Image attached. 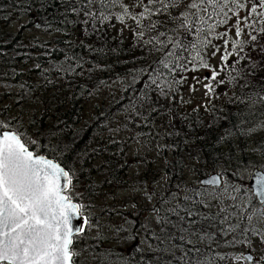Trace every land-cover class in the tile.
Instances as JSON below:
<instances>
[{
	"label": "snow or ice",
	"instance_id": "obj_1",
	"mask_svg": "<svg viewBox=\"0 0 264 264\" xmlns=\"http://www.w3.org/2000/svg\"><path fill=\"white\" fill-rule=\"evenodd\" d=\"M69 4L71 12L82 16V30L90 25L93 32L102 31L96 23L113 19L111 10L119 5L115 19L126 26L132 21L143 55L154 57L139 70L143 79L137 102L123 109L125 121L133 125L171 113L177 101L186 103L180 95L186 83L191 92L202 85L206 110L214 109L220 96L227 97L220 88L248 87L251 78L264 90V76L256 79L264 72V0H65ZM257 50L259 62L250 54ZM217 54V64H210ZM74 70L72 65L56 69ZM201 70L209 74L201 78ZM136 83L133 74L129 87ZM29 144L39 147L22 129L8 130L0 121V264H85L88 259L100 264H264V171L251 177L258 204L249 201L245 207L232 195L237 189L224 182L223 173L198 186L177 185L150 208L154 215L147 224L124 217L112 229L110 242L130 248L96 253L94 246L79 247L87 239L85 225L89 230L99 227V217L93 225L91 214H84L91 204H84L75 191V170L30 150ZM153 195L146 193L145 201ZM105 211L123 216L114 207ZM221 247L232 251L216 250Z\"/></svg>",
	"mask_w": 264,
	"mask_h": 264
},
{
	"label": "trees",
	"instance_id": "obj_2",
	"mask_svg": "<svg viewBox=\"0 0 264 264\" xmlns=\"http://www.w3.org/2000/svg\"><path fill=\"white\" fill-rule=\"evenodd\" d=\"M123 2L128 3V0ZM70 7V4L65 6V0H27V3H23V0L20 3H17V0H0V25L3 26L0 34L8 37L0 43V79L25 92L14 105L15 109L21 108L20 117L11 119L10 113L13 109L7 112L2 106L0 121L8 125V130L22 129L29 141H37L39 147L28 145L32 150L34 148L36 153L56 160L66 169H74L76 178L73 185L75 191L76 187L81 189L84 203L87 200L85 194L98 182L97 175L102 169L99 179L105 175V179L113 187L128 183L125 146L116 141L114 145L111 142L107 147L104 146L105 142L96 144V141L98 135L109 132L114 116L120 112L125 113L123 109L137 102L139 91L142 90L140 81L143 79L139 70L147 67L144 61L151 62L154 57L143 55L133 32L126 36L121 34L120 22L115 19L119 5L111 10L113 19L96 23V27L102 29L99 32H93L90 25L86 31L82 30V16L71 12ZM14 10L16 12H13ZM20 13L29 17L30 23L22 24L17 33L7 34L5 29L13 23L14 15H21ZM31 23L34 26L40 25L39 28L43 32H58L59 36L52 42L26 38ZM250 54L258 60V50ZM78 64L80 66H77ZM67 65H72L75 70L56 71L57 68ZM133 74L137 77V83L129 87ZM185 75L188 79L189 74ZM260 76H264V72H259L256 79ZM249 79L251 84L248 87L222 88L221 92L226 91L227 97L223 96L219 103H215V109L206 110L207 120L188 119V113L179 115L181 110L173 107L171 119L175 122L173 129L170 127L172 133H166L168 148H178L180 145L191 143L186 139L182 140V136H187L183 133L192 130L195 123L205 129V132H200L197 137L202 138V144H197L199 140L192 135L194 150L200 154L197 159L204 161L208 165L207 168L227 165L223 146H228L227 155L234 157V138H239L242 143L246 138L242 133L256 129L264 122V90L256 84V80ZM119 80L122 82L120 92L114 91L112 99L107 103L109 94L102 95L104 88ZM58 82L62 84L57 85ZM59 88L62 90H58ZM62 93L64 97L59 96ZM249 96L256 98L255 102L249 99ZM92 97H95L96 101L91 117L86 112V106ZM97 100L103 101L100 103ZM32 103H36L37 107L29 117L24 116L23 106ZM156 121L158 116L154 115L151 123L138 125L136 132L156 139V134L151 129ZM173 131L178 135H174ZM113 147L115 150H112ZM188 149L193 152L190 147ZM96 159L102 160L103 163L96 166ZM181 159L182 156L179 160ZM167 171L175 176L171 166H168ZM238 186L242 190L240 201H243L248 189L241 184ZM249 196L245 207H250L247 203L249 201L252 204L259 203L252 194ZM87 231L85 229V236ZM99 241L87 237L79 242V247L83 248L85 244L94 246ZM74 247L77 245L74 244ZM94 247L96 253L103 251L102 246ZM130 247L131 245H122L107 251L115 252ZM216 250L222 253L232 251L224 247ZM89 253L91 247L84 255Z\"/></svg>",
	"mask_w": 264,
	"mask_h": 264
},
{
	"label": "rangeland",
	"instance_id": "obj_3",
	"mask_svg": "<svg viewBox=\"0 0 264 264\" xmlns=\"http://www.w3.org/2000/svg\"><path fill=\"white\" fill-rule=\"evenodd\" d=\"M13 12H16V10ZM28 23H30L29 17L19 14L14 15L13 23L8 25L9 27H7L5 31L7 34L17 33L22 24L27 25ZM1 26L2 25H0V30L2 29ZM134 27L135 25L132 24V21L130 20L128 21V26L120 23V28L123 29L121 34H123V36L128 35V33L133 32ZM27 32L26 38H31L33 40L38 39L43 42H52L57 36H59L58 32H43L39 27L34 26L33 23H31V27L28 28ZM6 36L7 35L0 34V43L8 38ZM34 36H37L38 38H34ZM218 60L219 54H217L216 57L211 58L209 63L216 65ZM207 74L209 73L204 70L197 73L201 78L207 76ZM221 74L223 75V73ZM1 77L2 74L0 72V78ZM188 79V82H192L191 74L188 75ZM51 83L53 82L51 81ZM61 84V82L57 83V85ZM121 86L122 82L119 80L104 88L102 95L109 94L107 103L112 99V93L114 91L120 92L119 89ZM58 90H62V88H59ZM221 90L222 88L218 91L221 92ZM203 93L204 89L202 85H197V90L191 92L188 89V84H186L181 88L180 95H182L184 101L187 102L177 101L172 108L180 109L181 111H179V115L184 114V112L188 113V119L196 118L194 120H207V111L205 107H202V105L207 103ZM24 94L25 92L22 89L12 86L9 82L0 79V108L3 106V109H7V112H10L13 109L12 113H10L11 119H18L20 117L21 108L18 107V109H15L14 105L19 98L24 96ZM59 96L64 97V93ZM222 97L223 96H220L213 103H219L222 100ZM51 98L53 99L54 97L51 95ZM95 101V97L90 98L86 106V112L91 117L95 110ZM97 101L102 103L103 100ZM36 105V103L26 104L23 106L22 114L29 117L32 110L37 107ZM208 109H211V107ZM0 112L3 111L1 110ZM171 116H173L172 111L171 113L165 112L158 116V121H156L151 128L156 134V139L138 134L136 131L139 124L133 125L131 122L125 121V113L123 112L114 116L111 121L109 132L98 135L99 138L97 139L96 144L105 142L104 146L109 147L111 142L114 145L117 141L125 146V161L127 162L126 170L128 180V183L121 187H113L112 184L105 179V175L99 179V174L103 171L102 169L97 175L98 182L88 194H85L88 201L85 200L84 203H90L91 207L86 209L84 214H91V223L93 225L96 224V218L99 217V227L94 226L89 230L85 225V229L88 230L86 236L93 239L99 234L102 238L96 239L100 241L95 243L94 246H102L103 251L118 247L120 248L122 245L129 246L127 244L111 243L110 241L114 239L112 229H114L115 226L122 224L124 217H128L130 222L135 220L137 224H147L148 218L154 215V213L150 211V208L153 205H157L160 196H167L170 193L175 192L177 185L198 186L202 178L214 173H223L224 182H231L235 187L237 185V193L235 194V192H233V196L238 197L240 200L242 197V190L238 184H241L245 187L247 186L248 189V192L246 191V198L243 199V201L246 202L250 198L249 195L252 194V190L249 186L250 176L255 169H264V154H262L264 153V127L260 126L256 129H252L242 143H240L239 138H234V144L236 145L233 152L234 157H232V155L230 156V154L227 155V153H229V147L223 146L228 161L227 165L222 164L216 168H207L206 166L208 165H206L204 161H199L197 159L200 154L198 151L194 150L195 144L192 141L194 139L192 138V135L197 138L199 137L200 132H205V129L200 125L194 123L195 127L192 130L183 133L187 136H182V140L186 139L191 143L180 145L178 148H168V146L166 148L157 147V145H166V133H172L170 132L169 125H172V128L175 120L171 119ZM125 124H127V126H125ZM117 127L120 129L119 131H111ZM178 129L179 127L176 128V131H178ZM173 134L178 135L175 131H173ZM197 139L199 140L197 144H202V138ZM186 146L190 147L193 152H190ZM112 150H115V148L113 147ZM180 156H182L181 160H179ZM102 163L103 161L99 159H96L95 161L96 166H100ZM168 166H171L174 169L175 176L169 174L167 171ZM134 186L142 187L134 190ZM76 192L80 194L82 193L81 189L78 187H76ZM148 192L154 194L150 202H146L144 199L145 194ZM181 195H183V193H181ZM125 203L127 206H125ZM133 205H135V207H133ZM113 207L116 211L122 212L123 216H117L114 213H106V209H111ZM131 214H133V216ZM103 251L100 253H103ZM85 264H100V262L98 259H88L85 261Z\"/></svg>",
	"mask_w": 264,
	"mask_h": 264
},
{
	"label": "water",
	"instance_id": "obj_4",
	"mask_svg": "<svg viewBox=\"0 0 264 264\" xmlns=\"http://www.w3.org/2000/svg\"><path fill=\"white\" fill-rule=\"evenodd\" d=\"M31 150V149H30ZM47 157V156H46ZM47 158H49V157H47ZM50 159H52V158H50ZM54 160V159H53ZM55 161V160H54ZM57 162V161H56ZM59 163V162H58ZM62 166V165H61ZM63 167V166H62ZM257 171H264V170H262V169H255L253 172H252V174H251V176H250V182H249V186H250V188H251V190L253 189V183H254V181H253V179L251 178ZM217 173H214V174H212V175H209V176H206V177H204V178H202V180L201 181H207L211 176H214V175H216ZM209 187H211V186H209ZM252 193H253V195L255 196V193H254V191L252 190ZM256 197V196H255ZM257 199V198H256ZM258 200V199H257ZM75 202V201H74ZM258 202H259V200H258ZM77 221L74 219V224L76 223ZM80 223H82V220L81 221H79Z\"/></svg>",
	"mask_w": 264,
	"mask_h": 264
},
{
	"label": "bare ground",
	"instance_id": "obj_5",
	"mask_svg": "<svg viewBox=\"0 0 264 264\" xmlns=\"http://www.w3.org/2000/svg\"><path fill=\"white\" fill-rule=\"evenodd\" d=\"M141 142V141H140Z\"/></svg>",
	"mask_w": 264,
	"mask_h": 264
}]
</instances>
